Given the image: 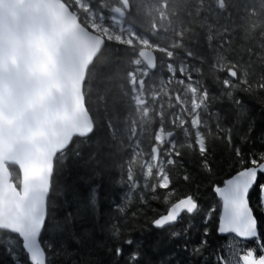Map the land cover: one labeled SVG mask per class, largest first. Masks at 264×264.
Here are the masks:
<instances>
[{
	"label": "snow or ice",
	"instance_id": "6c2138e0",
	"mask_svg": "<svg viewBox=\"0 0 264 264\" xmlns=\"http://www.w3.org/2000/svg\"><path fill=\"white\" fill-rule=\"evenodd\" d=\"M249 101L264 107V0H0L7 264H65L84 243L57 212L70 162L118 170L120 214L94 245L109 264H146L142 222L191 264H264V135L257 145ZM83 203L95 212V188Z\"/></svg>",
	"mask_w": 264,
	"mask_h": 264
},
{
	"label": "trees",
	"instance_id": "16d2710c",
	"mask_svg": "<svg viewBox=\"0 0 264 264\" xmlns=\"http://www.w3.org/2000/svg\"><path fill=\"white\" fill-rule=\"evenodd\" d=\"M242 3V0H238ZM249 119L254 128V136L257 145L259 137L264 135V107L255 101H249ZM224 154L217 152V159H222ZM101 172H93L91 168L82 164L73 165L71 162L66 166L62 175L59 177L64 192L61 194L57 212L64 215L66 209L72 212V231L84 237V243H69L68 254L63 257L65 264H81V260H92L95 264H109V257L103 248H95L102 242V234L99 225L106 220L114 219L118 213V207L122 201L124 192L121 185L114 183L112 176L115 170L110 165L102 164ZM96 189L97 205L95 212L89 211L83 203V193L89 188ZM126 191V189H125ZM81 193L80 197H74L73 193ZM65 199L69 202L64 204ZM155 207V205H154ZM162 210V209H160ZM136 232L138 237L144 241V253L146 264H191L190 257L184 251L181 242H174L166 234L153 230L145 222L137 225ZM89 248L92 254L89 256ZM8 257L3 250H0V264H7Z\"/></svg>",
	"mask_w": 264,
	"mask_h": 264
}]
</instances>
